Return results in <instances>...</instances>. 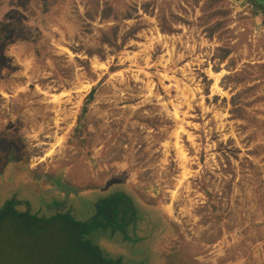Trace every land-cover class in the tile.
Returning a JSON list of instances; mask_svg holds the SVG:
<instances>
[{
    "label": "rangeland",
    "instance_id": "rangeland-1",
    "mask_svg": "<svg viewBox=\"0 0 264 264\" xmlns=\"http://www.w3.org/2000/svg\"><path fill=\"white\" fill-rule=\"evenodd\" d=\"M257 12L252 0H0V196L20 187L85 220V201L121 188L154 224L150 264H264ZM1 228L0 264H37Z\"/></svg>",
    "mask_w": 264,
    "mask_h": 264
},
{
    "label": "trees",
    "instance_id": "trees-1",
    "mask_svg": "<svg viewBox=\"0 0 264 264\" xmlns=\"http://www.w3.org/2000/svg\"><path fill=\"white\" fill-rule=\"evenodd\" d=\"M252 1L257 13L264 15V0ZM96 198L83 203L89 214L83 220L82 211L76 213L69 201L52 198L40 204L23 188L7 189L0 196V230L9 227L11 237H22L19 244L28 247L33 256V259L26 258L37 264H150L148 239L151 235L147 230L154 224L134 196L117 188L99 196L98 201ZM27 236L30 239L25 245ZM100 239L117 241L129 254L106 251ZM41 246H45L42 254Z\"/></svg>",
    "mask_w": 264,
    "mask_h": 264
},
{
    "label": "bare ground",
    "instance_id": "bare-ground-1",
    "mask_svg": "<svg viewBox=\"0 0 264 264\" xmlns=\"http://www.w3.org/2000/svg\"><path fill=\"white\" fill-rule=\"evenodd\" d=\"M213 86H215V84Z\"/></svg>",
    "mask_w": 264,
    "mask_h": 264
}]
</instances>
